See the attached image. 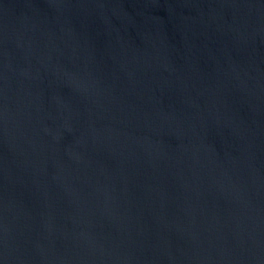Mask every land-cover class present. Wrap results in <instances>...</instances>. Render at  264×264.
<instances>
[{"label":"water","instance_id":"obj_1","mask_svg":"<svg viewBox=\"0 0 264 264\" xmlns=\"http://www.w3.org/2000/svg\"><path fill=\"white\" fill-rule=\"evenodd\" d=\"M0 264H264V0H0Z\"/></svg>","mask_w":264,"mask_h":264}]
</instances>
